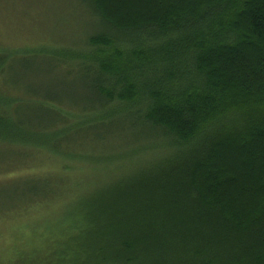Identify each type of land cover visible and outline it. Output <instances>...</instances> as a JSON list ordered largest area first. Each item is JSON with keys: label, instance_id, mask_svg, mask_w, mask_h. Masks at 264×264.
I'll list each match as a JSON object with an SVG mask.
<instances>
[{"label": "trees", "instance_id": "1", "mask_svg": "<svg viewBox=\"0 0 264 264\" xmlns=\"http://www.w3.org/2000/svg\"><path fill=\"white\" fill-rule=\"evenodd\" d=\"M84 1L99 31L55 54L84 89L77 101L22 104L0 83V144L19 166L61 159L62 169L0 182L13 193L23 181L31 207L53 203L64 196L54 176L84 159L101 170L73 146L100 130L128 134L132 154L107 164L155 158L86 186L48 244L96 264H264V0ZM30 53L1 52L0 80Z\"/></svg>", "mask_w": 264, "mask_h": 264}, {"label": "rangeland", "instance_id": "2", "mask_svg": "<svg viewBox=\"0 0 264 264\" xmlns=\"http://www.w3.org/2000/svg\"><path fill=\"white\" fill-rule=\"evenodd\" d=\"M98 22L84 0H0V53L32 51L16 57L2 73L0 83L4 94L30 105L41 101L56 102L52 98H59L67 104L77 101L76 97L84 94V89L68 83L75 74H68V68L60 63L61 59L55 54L61 48L74 51L85 49L89 35L100 29ZM63 79L69 86L61 83ZM82 141L79 146H73L77 150L74 151L84 157L92 155V159L100 161L101 170L97 169V173L91 160L84 159L75 162L72 173H67V176H54L53 182L64 187V196L53 203L48 201L39 207H31L23 202L27 195V190L22 189L23 181L15 183L14 187H19V190L13 193H8L6 188L11 184L0 182V264L97 263L92 256L86 257L82 248L67 249L48 244L50 234L58 227L65 229L70 205L84 198L86 186L118 180L120 173L126 171L122 175L127 174V177L135 176L136 172L131 173L135 170L144 173L155 157L130 155L132 160L140 162L137 167L130 169L132 165L127 163L124 171L117 172V167L107 164L106 160L134 149L130 147L133 144L130 143V135L107 134L106 130H100ZM19 156L21 154L14 149L0 144V170L17 166L7 173L0 172V180L33 172L61 171V159L58 162L48 159L42 165L29 167L19 166ZM104 164L113 168L105 170ZM90 193L87 192L86 196ZM10 203L17 205L10 207Z\"/></svg>", "mask_w": 264, "mask_h": 264}]
</instances>
